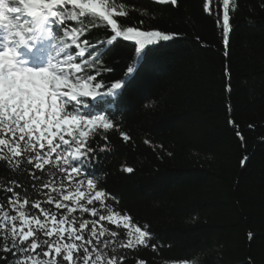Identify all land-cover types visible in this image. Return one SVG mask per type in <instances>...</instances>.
Instances as JSON below:
<instances>
[{
    "label": "trees",
    "instance_id": "obj_1",
    "mask_svg": "<svg viewBox=\"0 0 264 264\" xmlns=\"http://www.w3.org/2000/svg\"><path fill=\"white\" fill-rule=\"evenodd\" d=\"M120 2L128 15L118 23L143 20V30L176 34L148 47L121 94L107 98L119 131L105 134L111 151L99 153L95 170L120 200L117 209L135 225L148 224L157 244L155 251L127 250L134 258L125 264H264L261 0H238L228 46L217 24L219 0H211V13L204 10L207 0ZM109 35L103 26L88 34L93 42ZM133 58V42L121 40L103 57L113 71L97 80L123 78ZM96 142L105 141L97 136Z\"/></svg>",
    "mask_w": 264,
    "mask_h": 264
},
{
    "label": "snow or ice",
    "instance_id": "obj_2",
    "mask_svg": "<svg viewBox=\"0 0 264 264\" xmlns=\"http://www.w3.org/2000/svg\"><path fill=\"white\" fill-rule=\"evenodd\" d=\"M219 3L228 46L238 0ZM127 15L120 0H0V264H125L134 258L127 250L157 249L149 225L117 209L95 170L99 153L111 151L105 134L119 131L107 98L121 94L148 47L176 35L143 30V20L118 23ZM101 26L110 35L93 42L88 34ZM121 40L134 47L123 78L98 81L113 71L103 57Z\"/></svg>",
    "mask_w": 264,
    "mask_h": 264
},
{
    "label": "rangeland",
    "instance_id": "obj_3",
    "mask_svg": "<svg viewBox=\"0 0 264 264\" xmlns=\"http://www.w3.org/2000/svg\"><path fill=\"white\" fill-rule=\"evenodd\" d=\"M156 1H158V0H156ZM185 264H187V263H185Z\"/></svg>",
    "mask_w": 264,
    "mask_h": 264
}]
</instances>
